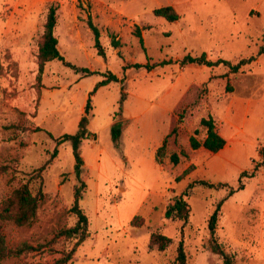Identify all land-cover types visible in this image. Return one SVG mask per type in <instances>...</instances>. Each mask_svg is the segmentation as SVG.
Instances as JSON below:
<instances>
[{
	"label": "rangeland",
	"instance_id": "374dc122",
	"mask_svg": "<svg viewBox=\"0 0 264 264\" xmlns=\"http://www.w3.org/2000/svg\"><path fill=\"white\" fill-rule=\"evenodd\" d=\"M52 2L58 4L54 35L60 53L96 73L83 76L53 59L45 64L40 83L36 81L38 43ZM165 5L176 10V21L152 13ZM87 12L101 32L104 58L93 46ZM111 33L120 41L118 48L110 45ZM261 45L264 0H0V211L21 184L44 194L31 224L2 221L10 245L28 241L40 249L8 257L4 264L52 262L77 240L54 237L76 224L70 208L78 183L70 143L57 144L47 132L53 137L74 133L88 98L92 135L80 145L85 186L79 200L88 235L68 264H177L181 236L187 264H223L207 247V221L228 188L194 184L184 196L190 206L187 223L167 219L165 211L189 183L206 180L237 187L242 171L247 172L244 188L222 203L215 236L235 264H264ZM187 53H205L211 60H254L231 72L224 65H181L178 60ZM163 60L171 62L158 64ZM134 63L150 65L130 66ZM110 72L119 80L93 90ZM121 91L125 99L119 111ZM209 115L227 142L217 153L189 145L199 120ZM121 121L114 144L112 126ZM204 136L202 129L196 138ZM164 139L165 156L157 164L155 151ZM54 148L56 156L38 172ZM172 152L179 155L177 164L169 159ZM134 216L139 226L131 224ZM152 231L170 238L163 251L149 246Z\"/></svg>",
	"mask_w": 264,
	"mask_h": 264
},
{
	"label": "trees",
	"instance_id": "16d2710c",
	"mask_svg": "<svg viewBox=\"0 0 264 264\" xmlns=\"http://www.w3.org/2000/svg\"><path fill=\"white\" fill-rule=\"evenodd\" d=\"M57 3H50L47 8V13L45 17V21L43 24V32L38 43V49L36 53V64H37V73H36V81L40 83L41 75L44 70V66L48 61L53 59H58L65 66L72 69L75 73H81L83 76H88L96 73V71L91 70L87 67H78L72 64L69 61H66L63 55L60 53L58 49V40L54 35V27L57 22ZM152 13L155 16L163 17L169 22L176 21L178 19V13L171 5H165L152 10ZM85 23L91 34L93 36L94 48L96 49V54L102 58L105 57V50L101 44L100 36L101 32L93 21L92 16L89 12H87ZM135 36L138 38L140 47L144 49L143 46V38L140 32V29H136ZM110 45L113 48H118L120 46V41L115 37L113 33L110 34ZM264 53V45H261L258 51V54ZM254 60V57L249 58H240L236 62H232L226 59H216L211 60L207 58L205 53L200 55H191L189 53L185 54L178 62L181 65L186 64H197L204 65L207 67H216L218 65H224L229 68L231 72H237L241 66ZM171 60H163L158 64L170 63ZM148 63H134L130 66L135 68H140L142 66L149 67ZM155 65V64H153ZM128 67L127 65L124 66ZM1 72V65H0ZM119 78L113 74L109 73L107 76L97 83L93 90L98 85H104L109 83L110 81H118ZM123 88V86H122ZM121 88V89H122ZM125 99V93L121 91L120 99H119V111L122 109L123 101ZM91 109L90 98L87 99L84 109L83 115L79 119L77 130L74 133H64L60 136L53 137L49 132L48 135L52 137L57 144H61L63 142H69L71 146V151L74 159L73 164V173L74 177L77 181V185L74 186L73 189V204L70 208L77 216V221L74 226L68 228H62L55 233V238L65 237L72 238L77 237L73 247L55 259L52 262H29L26 264H68L72 258V255L76 249V247L87 237L88 235V219L86 214L82 211L79 206V200L82 198L83 188L85 186V182L81 176L83 170V159L81 157L80 145L82 140L89 138L92 134L88 129V114ZM121 129V124H113L111 130V138L114 144H117L119 138V130ZM205 131L204 139L200 142L196 135L200 130ZM226 141L225 138L220 135L216 129L214 119L209 115L207 117H202L199 120V127L195 128L193 134L189 137V145L192 149H197L199 147H203L207 151L211 153H217L219 150L221 151L224 147ZM166 149V140L164 139L162 144L155 151V162L160 164L165 156ZM57 149L54 148L51 156L44 161V163L37 168L38 172H41L45 169V167L50 163V161L56 156ZM180 154L185 156V152L183 150L180 151ZM170 161L173 164H177L179 162V155L176 152H172L169 156ZM254 173L250 172L249 175L252 176ZM247 174L246 171H242L239 176V184L237 187H232L227 183H213L206 180H196L189 183L186 187V191L180 195H176L172 197V202L168 205L165 211V217L169 220H182L183 223H187L190 216V206L188 202L184 199V196L188 194V190L193 187L194 184L198 183L208 188L219 189L221 187L228 188L227 193L216 203L211 215L208 218L207 226L209 229V240L207 247L213 253L218 254L223 264H235L234 256L232 253L225 250L222 244H220L215 236L216 222L218 216L220 214V208L222 203L228 199L235 191L243 189L244 183L242 182V178ZM43 193L39 189L36 193H33L29 188L28 184L24 183L20 186L13 189L12 193L4 200L1 211H0V264H4V260L8 257H18L22 254H26L29 252L37 251L40 249V245H33L28 241H21L18 244L10 245L4 235L2 221H12L14 224L18 226L29 225L33 222L36 217V212L38 209L39 202L43 197ZM140 217V216H139ZM142 217L139 218V220ZM138 220V216H134L131 224L133 226H139V223L134 222ZM170 238L165 236L162 233L152 231L149 236V246L156 245L159 251H163L168 243ZM177 264H187L186 261V253L184 249V239L181 236L177 246H176V257Z\"/></svg>",
	"mask_w": 264,
	"mask_h": 264
},
{
	"label": "crops",
	"instance_id": "0c3cea01",
	"mask_svg": "<svg viewBox=\"0 0 264 264\" xmlns=\"http://www.w3.org/2000/svg\"><path fill=\"white\" fill-rule=\"evenodd\" d=\"M215 126H216V124H215ZM217 129V128H216ZM218 131V130H217ZM219 133V132H218ZM220 135H222L221 133H219ZM223 136V135H222ZM204 139V138H203ZM201 142V141H200ZM227 143V142H226ZM225 143V144H226ZM203 148V147H202ZM204 149V148H203ZM223 149H225V145H224V147L222 148V150L221 151H223ZM206 150V149H205ZM219 152H220V150H219Z\"/></svg>",
	"mask_w": 264,
	"mask_h": 264
},
{
	"label": "water",
	"instance_id": "95a60500",
	"mask_svg": "<svg viewBox=\"0 0 264 264\" xmlns=\"http://www.w3.org/2000/svg\"><path fill=\"white\" fill-rule=\"evenodd\" d=\"M117 124H122V121L121 122H117Z\"/></svg>",
	"mask_w": 264,
	"mask_h": 264
}]
</instances>
